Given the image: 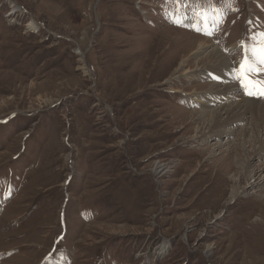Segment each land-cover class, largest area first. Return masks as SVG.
Segmentation results:
<instances>
[{
	"label": "rangeland",
	"instance_id": "rangeland-1",
	"mask_svg": "<svg viewBox=\"0 0 264 264\" xmlns=\"http://www.w3.org/2000/svg\"><path fill=\"white\" fill-rule=\"evenodd\" d=\"M213 1L0 0V264H264L253 112L216 138L236 97L197 54L232 71L219 44L264 34V0H215L218 36Z\"/></svg>",
	"mask_w": 264,
	"mask_h": 264
},
{
	"label": "bare ground",
	"instance_id": "bare-ground-1",
	"mask_svg": "<svg viewBox=\"0 0 264 264\" xmlns=\"http://www.w3.org/2000/svg\"><path fill=\"white\" fill-rule=\"evenodd\" d=\"M215 19H216V17L214 16V20ZM27 27H30V28L36 30L38 26L36 25L35 22L31 21L27 25ZM212 28L213 27L209 28L208 26H206V32H213L214 30L211 31ZM199 45L201 48H200V52L197 54H201V53L206 54L205 57H203L201 59L203 61L202 64L204 65L203 69H207V70H210L211 72H214L215 76L218 78V80L223 82L222 83L223 88L216 91V94H217L216 97L218 99L226 98L227 101L229 100L230 97H236V100L230 99L231 103L229 106H226V105H224L222 107L219 106L218 107L219 109H217L216 111L210 112L211 113V117H210L211 120L209 119V122H211V125L213 128L211 130L214 132L216 138H218V139H220L221 137L223 138L224 135L229 134L232 131V129H231L232 127L234 128V126H238V124H242L243 122H246V119L248 118V113L251 110L253 112V121L254 122L253 123L250 122V125H252V128L255 131L253 134L254 137H253L252 142L254 144H258L259 148L256 150V152H258L260 149L264 148V138H261L259 136V134H261V133H259L260 130H258L260 127H262V130L264 131V102L261 103V101H259V100L248 99L247 97H245L244 94H242V92L237 93L239 88H238V85L235 84V81H233L229 84H226L225 81L229 82L230 80L232 81L233 77H234V80H236V78H237V77L235 78L234 73L233 74L231 73L233 70L230 71L228 60L214 46L208 44L207 41H202ZM217 47H218V45H217ZM233 48L235 49L236 47L233 46ZM195 52H197V51L195 50ZM186 72H189V71H186ZM191 74L189 73V75H191ZM215 85L218 86L217 84H215ZM207 113L208 112L206 110H203L201 114L205 116ZM241 129L244 132V134H246L248 126H246V127L244 126ZM225 130H228V131H225ZM263 135H264V133H263ZM243 150H245V149H243ZM232 152H235V155L240 154L241 148L237 147L236 150H232ZM230 155H232V154H230ZM227 157L228 158L230 157L229 154L227 155ZM230 160L231 159H229V161ZM239 166L245 172L244 173L245 177L253 178L256 176V177H258V179L261 178V180H262V175H263L262 171H257V172L251 171V168H249L250 164L248 162H246V163L242 162V163H240ZM230 167H231V165L229 166V168ZM165 170H166L165 167L158 165L155 168L154 173L155 174H162L165 172ZM220 173L217 172V176L220 175ZM263 181H264V178H263ZM256 182L258 183V181H256ZM261 186L264 187V182H262V183L259 182L258 184L252 185L253 188L255 187V188H260V189H261ZM234 189L236 190V192L235 191H234V193L232 192V194H233L232 198H235L239 194V192L237 190L238 188L234 187ZM258 201L260 202L261 200H258ZM162 249H164V246Z\"/></svg>",
	"mask_w": 264,
	"mask_h": 264
},
{
	"label": "snow or ice",
	"instance_id": "snow-or-ice-1",
	"mask_svg": "<svg viewBox=\"0 0 264 264\" xmlns=\"http://www.w3.org/2000/svg\"><path fill=\"white\" fill-rule=\"evenodd\" d=\"M261 35H262V37H264V34H261ZM259 51H260V57H259L260 65H264V44H261ZM260 65L253 67L251 65L250 58L247 57V55H246L245 59L240 64V71L242 73L241 79L248 78L249 83H252L253 89L256 88V84L250 80V73H252V72L259 73L261 71H264V69H262L260 67ZM261 91L264 92V85H261Z\"/></svg>",
	"mask_w": 264,
	"mask_h": 264
}]
</instances>
